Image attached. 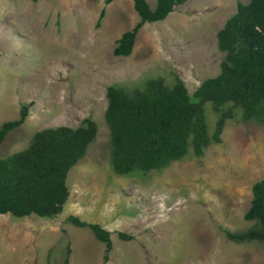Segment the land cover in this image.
Instances as JSON below:
<instances>
[{
	"label": "rangeland",
	"instance_id": "374dc122",
	"mask_svg": "<svg viewBox=\"0 0 264 264\" xmlns=\"http://www.w3.org/2000/svg\"><path fill=\"white\" fill-rule=\"evenodd\" d=\"M156 0H147L150 7ZM238 1L186 0L138 29L130 54L114 55L121 32L139 19L133 0H0V124L27 116L0 144V157L22 149L43 127L78 125L89 116L97 133L67 172L69 194L53 217L0 213V264H264V241L236 242L244 230L251 185L264 178V124L226 120L220 142L189 151L160 170L115 173L104 118L109 84L131 91L161 76L180 77L192 94L218 73L216 31ZM104 14L96 25L99 12ZM207 131L215 112L203 103ZM73 214L110 231L112 248ZM119 231L131 235L121 238ZM69 251L67 252V248Z\"/></svg>",
	"mask_w": 264,
	"mask_h": 264
},
{
	"label": "trees",
	"instance_id": "16d2710c",
	"mask_svg": "<svg viewBox=\"0 0 264 264\" xmlns=\"http://www.w3.org/2000/svg\"><path fill=\"white\" fill-rule=\"evenodd\" d=\"M184 1L156 0L152 8L147 0H133L139 19L121 32L113 54H130L144 22L165 18ZM103 14L101 8L96 25ZM216 40L223 51L219 71L205 77L192 94L177 75L171 85L157 76L131 91L118 84L107 85L104 118L109 128L110 165L115 173L160 170L189 151L199 156L211 142L222 140L221 132L229 118L264 124V0L238 1L235 11L216 31ZM205 101H211L215 112L212 134L207 131ZM31 103H22L18 117L0 124V144L24 121ZM96 133L97 123L89 116L76 126H46L36 130L25 147L0 157V213L42 217L59 213L69 194L67 172L85 154ZM251 190L243 216L253 223L244 230L224 229L225 236L236 242L264 241V178L255 180ZM66 219L89 227L104 242L103 258L108 259L112 248L108 229L73 214ZM118 234L124 239L131 237L122 231ZM61 264H68V258Z\"/></svg>",
	"mask_w": 264,
	"mask_h": 264
}]
</instances>
